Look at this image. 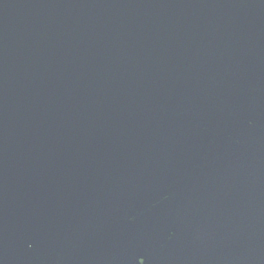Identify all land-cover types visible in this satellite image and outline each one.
<instances>
[{"label": "water", "instance_id": "obj_1", "mask_svg": "<svg viewBox=\"0 0 264 264\" xmlns=\"http://www.w3.org/2000/svg\"><path fill=\"white\" fill-rule=\"evenodd\" d=\"M0 264H264V0H0Z\"/></svg>", "mask_w": 264, "mask_h": 264}]
</instances>
